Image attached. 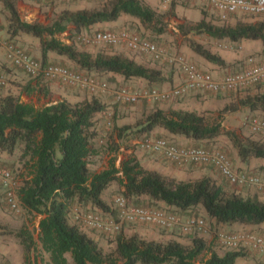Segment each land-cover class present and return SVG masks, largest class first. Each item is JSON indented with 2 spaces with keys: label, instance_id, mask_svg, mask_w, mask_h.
Here are the masks:
<instances>
[{
  "label": "trees",
  "instance_id": "16d2710c",
  "mask_svg": "<svg viewBox=\"0 0 264 264\" xmlns=\"http://www.w3.org/2000/svg\"><path fill=\"white\" fill-rule=\"evenodd\" d=\"M172 5L174 8V2ZM0 6L7 14L6 32L9 39H16L20 35L38 39L40 58L35 59L43 64L64 66L48 62L49 53H54L66 58L73 66L64 67L90 75L100 82H113L114 78L109 75L120 76L125 80L141 79L149 85L153 84L150 87L155 88H158L155 85L163 82L160 69L150 68L133 59L109 55L102 51H78L74 45L66 44L56 37L66 32L70 25L75 29V40L82 30H89L97 24L115 22L122 15L132 18L135 23L145 28L152 27L158 15L156 9L146 0H108L101 9L64 10L50 25L23 20L15 0H0ZM178 28L184 35L205 34L210 38L232 44L243 40L258 41L262 47L263 59L249 66L264 63V20L256 22L239 20L234 25L224 23L217 25L201 19L186 28L185 26ZM157 32L160 34L163 30L158 29ZM188 47L210 63L225 65L219 55L193 40L188 41ZM108 83L109 87L117 88ZM37 87L39 92L47 94L44 86ZM86 93L90 96L84 97L81 101L71 103L62 100L39 108L21 102L19 97L13 94L0 97V151L12 154L21 148V157L27 160L25 164L29 165L30 177L19 188L18 199L23 209L41 217L37 225V241L41 251L48 256L47 264H197V260L208 249L202 235L187 234L191 240L189 245L183 244L179 235L173 233L163 241L148 240L136 234L127 236L123 227L128 224L121 226L117 233L99 232L111 237L108 240L111 249L105 252L99 242L85 232L88 229H84L75 221L74 212L82 211L80 208L85 207L88 208L85 211L115 215L113 205H109L103 198V193L112 183H117L122 188L121 196L131 204L145 208H160L151 206L163 203L173 209H162L176 214L181 219L202 217L182 215L200 206L206 217L214 220L216 224L238 223L255 226L264 224V199L244 196L236 190L229 192L209 177L179 181L143 168L139 160L132 156L124 159L119 168L112 159L108 163V168L100 172H91L92 143L101 138L99 116L106 112L107 103L99 99L102 97L100 91ZM235 93L241 92L231 91L228 94ZM242 93L244 95L236 104L224 107L221 112L233 113L239 108H246L250 113L261 115L264 119V93H250V89ZM107 95L113 97L112 94ZM216 95L220 97L222 94ZM108 123L112 126L110 118L106 119V126ZM133 128L142 139L151 137L156 129H161L166 135L182 136L197 142L211 141L225 135L242 162L253 158L264 160L263 141L243 138L234 131L224 130L220 122H210L193 110L165 111L157 107L136 122ZM129 129V126H124L119 130L123 133ZM141 198H147L149 205H141ZM71 216L74 223L70 221ZM173 231L180 233L177 228ZM15 235L25 254L38 250L32 233L27 229L21 228ZM226 249L223 253L209 251L208 258L202 264H236L238 258L247 255L245 252L247 249L244 248ZM67 255L70 256V260ZM36 259L37 257L34 260Z\"/></svg>",
  "mask_w": 264,
  "mask_h": 264
},
{
  "label": "rangeland",
  "instance_id": "374dc122",
  "mask_svg": "<svg viewBox=\"0 0 264 264\" xmlns=\"http://www.w3.org/2000/svg\"><path fill=\"white\" fill-rule=\"evenodd\" d=\"M107 1L108 0H67V1L48 2L45 0H15L17 10L23 20L27 22H37L42 25H50L59 16V14L64 10L76 11L79 9H89V10L101 9L106 4ZM146 1L152 4L153 8L156 9V12L158 15L157 19L152 23V27L145 28L143 25L135 23L132 18L122 15V17H126L125 18L126 19L125 24L127 25L126 29H132V31H135L139 34L144 35L148 39L153 40L155 43H157L159 46L163 47L170 53L181 54L185 58L192 61L193 63H196L194 60H192L188 56V53L185 52L186 49H182V48L180 49L178 45V42L180 41V44L186 43L188 46V41L191 38H188L187 35H184L178 28L179 24L176 23L177 15L174 11L172 2H177V1L161 0V3L157 2L156 0H146ZM164 1L166 2V6H163V4H165L163 3ZM202 8L205 9L206 7L202 6ZM174 18H176V20ZM239 20L243 22H256V21L264 20V17L238 14L235 16H231L229 20L225 22L224 24H230L232 22L235 23V21L237 22ZM183 24L185 28L186 26L190 25L189 22H186ZM220 25H222V23H220ZM6 26H7V14L5 13V11L2 10L0 6V29L1 31L4 30V32H2L3 39L0 41V46L4 47L5 53H6V45L8 43H13L14 45L18 46L20 49H22L26 53H29L32 57L36 59L40 58L38 39L33 38L31 36L20 35L18 38L10 40L6 32ZM158 29L164 30L165 33L163 36H160V34L157 32ZM175 29L178 30V32ZM74 33H75L74 28L69 25L66 32L62 34H58L56 37L59 40H63L62 42H64V40H66L67 38H70L71 39L70 44L74 45L76 49H80V51L82 50L90 51V52L102 51L104 53L111 51V47L104 46V45L88 46V47L84 46L80 44L79 42H77L76 39L74 40V35H75ZM211 47L217 53L221 52L222 55H224L225 57H227V55H230L233 57L237 55L238 57H240V58H237L239 60H236V62H233L231 64L233 66V68L231 69L233 70L235 69L240 70L242 67H244L245 64L243 65L242 63H244L245 60L249 59L250 57L258 58L260 57L259 55H262V53L260 54L258 52H250L248 50L244 51V49L238 50L240 48L236 44H232L231 42H228V41H222V42L214 41ZM209 50L211 49L209 48ZM235 53L237 54L234 55ZM136 56L139 59L140 58L142 59L140 55L137 54ZM48 57H49V60H48L49 63L61 64L69 68L73 67L71 64H69V62L67 64L64 63L65 60L68 61L66 58L57 56L54 53H49ZM262 58H263V55H262ZM145 59L146 61H149L148 63L153 64L155 67L163 69L165 73H169L173 71L172 72L173 75H176L174 77L175 81L172 80L171 82V86H168L167 88H163V89L171 88L172 86L178 84L181 81V75L176 66L173 67V66L166 64L165 62L153 61L149 58H145ZM239 64L241 65L239 66ZM220 69L221 68L219 67V70ZM2 72L5 78L7 79V85L4 88L0 89V97H3L9 93H12V91L16 95V92H15L16 89H15V86L13 85L14 82L11 80L9 75H7L9 73H7L5 70H3ZM8 72H11L12 76L15 77L14 80L15 79L18 80L19 83L30 81V77L27 76L21 70L17 69L16 67L14 68L12 67V70H9ZM113 80L115 81L111 83H108V82L107 83L111 85H115L117 88L121 86L123 87L127 86L123 82V80H121V82L116 81V79H113ZM39 83H40V86H44L45 89H48V91L50 90L51 93L46 94V95L40 94L39 96L35 94L28 95L27 97L28 99L26 98L27 101H30V104L38 108L45 106L47 104H50V103L58 102L57 101L58 97L56 96L57 95L56 92L60 93V95L61 94L66 95L65 97H71L73 94H75L74 93V90H75L77 91V94H78V99H77L78 101H81L86 96H90L86 93V90H84L83 88L69 87L66 85L59 84L57 82H54L56 83V86H54L55 88H51L49 84L53 83V81H39ZM166 86L167 85H165V87ZM190 94L185 95L181 98L167 101L165 103H161L162 107L165 109V111H169L172 109H177V106L181 104L182 102H184L185 99H188V100L194 99L192 101L200 103V104L195 105V108L191 110L196 111L198 114L203 115L208 121L220 122L224 130L234 131L237 135L243 138H249L254 141L264 142L263 135L251 132L247 124H245V122L250 117L252 116L261 117V115L257 116L258 114L254 115L250 112L241 114V111L244 108H239V110L237 111L238 112L237 121L238 123H240V126L239 127L235 126L236 119L232 120L231 122L230 121L225 122L227 116L234 115L237 112L222 113L221 110L228 105L236 104L237 101L244 95L242 92L235 93V94L226 93V94H222L220 97L217 95H212L210 93H205V92H193ZM106 95L107 94H102V97L99 99L107 103L106 111L108 112V115L105 118L106 119L110 118V120L112 121V126L107 127L105 124L106 120L103 119L104 121L101 124V130H100L101 138L94 140V142L92 143V149L94 151H97L99 154L97 155V157L90 158V166H92L91 172H96L99 169L100 171H102L103 169L108 168V163L112 159L114 160L115 166L119 168L121 162L130 156L135 157L140 162L146 161V159L153 161L154 158H161L167 162V160L162 158L160 155H155V154L145 152L144 150H142L139 144L142 140V137L138 136L137 133L135 132V128H133L136 122H138L139 120H142L153 109H156L157 107L161 105L149 103L145 101H141L134 105H122L118 103L113 104L112 103L113 100L106 98ZM198 100H201V101H198ZM211 100L213 101L222 100L223 103L219 101L217 104H212V105L206 104V102L208 103ZM74 102L75 101H73V103ZM196 108H199V109L195 110ZM116 114L123 115L122 116L123 119L119 121L120 119L116 118L117 117L115 116ZM124 126H129L130 129L127 131H123V133H121L119 129H121ZM159 137L169 139V137L165 135H159ZM192 146H203V147H208L211 149L220 150L228 156L231 165H232V162H231L232 159H231L229 151L233 152L234 150L236 152V149L232 146V143L230 142L228 137L225 135H220L219 137L211 141L196 142ZM21 153H22L21 148H18L12 154H8L6 152L0 151V165L6 168H9L12 171L14 175V179L16 181L15 193L17 196L16 202H15L16 207L12 209L11 207H9V205L6 204L3 189L0 185V224H1L0 239H3L6 242L15 241L17 243L16 246H9V249L14 252L15 250L17 251L18 249V260H17L18 263H15L16 259L13 258L14 262L12 264H47L48 256L47 254L41 251L40 245L37 241L38 240L37 225L41 217L39 215H36L35 213H31L23 209L18 199L19 188L25 182V180L29 179L30 177L29 165L25 164L27 160L21 157ZM143 168L147 169L146 165H143ZM216 172L217 174H219V177L223 180V182L226 183L225 188L227 191L230 192L233 189L234 190L237 189L235 186L232 187L231 185H229L227 181L220 175V173L217 170ZM211 179L216 182L214 178H211ZM247 189L249 190V188H244L242 190H247ZM121 192H122V188L118 186L117 183H112L110 187L105 191L104 199L107 203H109V205H113L114 199L117 196L122 195ZM149 203L150 202L148 201L147 198L140 199L141 205L142 204L149 205ZM151 207L165 208V206H160L159 204H154ZM200 208L202 209V207ZM200 208H193L192 210L186 213H182L183 216H190V215L202 216L206 219V222H207V233L203 235V237L208 244V249L197 260V264H202V262L208 258L209 251H216L218 253H223L224 251L227 250L218 242L216 238V233L219 231H251V232H255L256 234H259L264 237V225L258 226L257 228H251L250 230H247L244 228H242L241 230H238L239 228L235 230L230 229V228H225L221 225L216 224L215 222H212L208 217L205 216L206 214L205 215L203 214L204 210L202 212ZM80 209L82 211L88 210V208H85V207H82ZM73 210H75V208H73ZM70 221L71 223H74L72 216L70 217ZM21 228H25L32 233L36 241V244H37L36 248L38 250L36 252L31 251L29 252V254H25L23 247L19 243V239L15 235V232ZM123 228L125 229V234L127 236L136 234L138 237L143 238V239L163 241V240H166L170 236V234L173 233V234L179 235L180 240L185 245H189L191 241L190 236L188 235H180L178 231L170 232V231L159 229L151 225H141V224L128 225V226L124 225ZM85 232H87L89 235L94 237L99 242L100 246H102L105 252L110 251L111 248L108 246L109 245L108 240L111 237L106 236L102 233L93 231V230H85ZM19 249H20V253H19ZM245 252L251 255L250 257L256 264H264L263 257L259 255L258 253L252 250H246ZM35 257H37L36 261L34 260ZM240 262H243V260H241Z\"/></svg>",
  "mask_w": 264,
  "mask_h": 264
},
{
  "label": "built area",
  "instance_id": "2783aa9c",
  "mask_svg": "<svg viewBox=\"0 0 264 264\" xmlns=\"http://www.w3.org/2000/svg\"><path fill=\"white\" fill-rule=\"evenodd\" d=\"M48 2L67 0H45ZM172 1V0H171ZM185 1V0H175ZM210 7L217 15L220 23H225L231 16L238 14L263 16L264 0H198ZM166 5V2H164ZM1 30V29H0ZM77 42L87 46L109 45L122 46L148 57L153 61L166 62L176 66L181 81L168 89L155 87L131 88L121 86L111 88L90 75L75 72L60 65L43 64L18 46L6 45V59L16 68L23 70L30 78L41 81H53L69 87L83 88L89 93L101 92L112 94L118 104H136L141 101L164 103L181 98L192 92H205L212 95L226 94L231 91L244 92L264 82V63H255L251 59L241 70L214 76L200 69L195 63L181 54L170 53L157 43L141 34L121 29L117 31L95 30L92 33L79 34ZM7 85V79L0 71V89ZM245 124L253 133L264 136V119L250 117ZM108 127L111 123L107 124ZM142 150L163 156L177 167L189 165H208L214 167L228 184L239 188H256L264 193V174L248 171H236L228 156L216 149L206 147L183 146L162 137L143 138L139 143ZM0 185L4 198L12 209L16 207V181L13 173L0 166ZM115 215H107L97 211H75L74 219L84 229L95 230L107 234L117 233L124 224H145L173 231L176 228L181 234L207 233V222L202 217L179 218L176 214L162 208H145L131 204L123 196L113 201ZM218 242L228 249H247L257 252L264 258V237L251 231H219L216 233Z\"/></svg>",
  "mask_w": 264,
  "mask_h": 264
},
{
  "label": "crops",
  "instance_id": "0c3cea01",
  "mask_svg": "<svg viewBox=\"0 0 264 264\" xmlns=\"http://www.w3.org/2000/svg\"><path fill=\"white\" fill-rule=\"evenodd\" d=\"M156 1L161 3V0H156ZM157 2H156V4H157ZM174 4H175L174 11H175V13L177 15V20H176V18H174V19L177 21L176 23L179 24V26H184L183 23H186V22H189V24L196 23V22L200 21L201 19H205L206 21H209L211 23L220 25V22L217 19L216 13L210 7H208L206 4H204V3H202V2H200L198 0L177 1V2H174ZM163 6H166V5L163 4ZM202 6L206 7V8L203 9ZM125 18L126 17H122L121 16L115 22H107V23L97 24V25L93 26L89 30H86V29L82 30L80 34L92 33L94 30L117 31V30H121V29H126L127 25L125 24V21H126ZM235 23H236V21H235ZM235 23L232 22L230 24L234 25ZM176 31L178 32V30H176ZM2 32H4V30H2L0 32V41L3 39ZM164 33L165 32L163 30V32L160 33V36H163ZM187 37L191 38L193 41L203 45L207 49L210 48L211 51H213L214 53L219 55L225 62L224 66H218V65H215L213 63H210V62L206 61L205 59H203L202 57H200L199 55L195 54L193 51H191V49L187 46L186 43H184V44L181 43L180 44V41H179L178 42L179 48L180 49L181 48L182 49H186L185 52L188 53V56L192 60H194L196 62L195 64L200 69H202V70H204L206 72H209L210 74H212L214 76H221V75H223L225 73H232V72H235V71H239L238 69H235V70L231 69V68H233V66L231 64L233 62H236V60H239L237 58H240V57H238L236 55L237 53L234 54V55H236L235 57L230 56V55H227V57H225L224 55H222L221 52L217 53L211 47V45H212V43L214 41L215 42H222V41L210 38V37L206 36L205 34L195 35V34L189 33V34H187ZM61 41H63V40H61ZM64 43L70 44L71 43V39L67 38L66 40H64ZM233 44H236L240 48L238 50L244 49V51L248 50L250 52H258L260 54L262 53V47H261L260 42H258V41L243 40L241 42H234ZM77 50L80 51V49H77ZM82 51H84V50H82ZM242 53H244V52H242ZM107 54H109V55H120V56L125 57V58L133 59L136 62H138L140 64H143V65H145L147 67L160 69V68L155 67L153 64L148 63L149 61H146V59H145L147 57L140 55V57H142V59L141 58L139 59L136 56L137 54L133 53L132 51H130L127 48L122 47V46H112L111 47V51L107 52ZM262 55H259L260 57H258V58L250 57L247 60L249 61L251 59L252 61L259 62V61H261L263 59ZM143 59H145V60H143ZM247 60H245V62L242 63V64L243 65L244 64L247 65V63H248ZM68 62L69 61L65 60L64 63L67 64ZM69 64L72 65V63H70V62H69ZM240 65L241 64H239V66ZM12 67L14 68V66L8 60H6L4 47L0 46V70H2V71L5 70L7 73H9L7 75H9L11 80L14 82L13 85L15 86V89H16V91H15L16 95L13 93V91H12V93H9V94H13V95L19 97L20 101L24 102V103H30V101H27L28 95L35 94V95L39 96L40 94H44V93H41V92H39L37 90V88H38L37 85H40L39 81H41V80H35V79L30 78V81H26L24 83H19L18 80H16V79H15L16 81L14 80L15 77L12 76V73L8 72L9 70H12ZM219 67L221 68L220 70H219ZM160 70H161L163 78H164L163 82L158 83L157 85H155V84L154 85L157 86L158 88H167L168 86H171V82H172V80H174V77L176 75H173V73H172L173 71H171L169 73H165V71L163 69H160ZM109 76L112 79L114 78V79H116V81H119V82H121V80H123V82L128 87H132L134 89L142 88V87H150L151 85H153V84L149 85L147 82H145L144 80H141V79L125 80L124 78H122L120 76H116V75L113 76V77H112V75H109ZM165 85H167V86L165 87ZM49 86L51 88H55L54 86H56V83H54V82L50 83ZM46 88H48V87H46ZM46 90H47V94L51 93L50 90L49 91H48V89H46ZM256 92H263L264 93V83L261 84L260 86H257L255 88H251L250 89V93H256ZM74 93L75 94H73L71 97H65L66 95H64V94L60 95V93L56 92V94H57L56 96L58 97L57 101L66 100V101L72 102V103H73V101L76 102V101H78L77 100L78 99V94H77V91H75V90H74ZM190 95H192V94H190ZM69 98H71V99H69ZM106 98H109V99L113 100V97L111 95H107ZM192 100H194V99H190V100L185 99L184 102H182L181 104H179L177 106V109L191 110V109L195 108V105H199L200 104V103L194 102ZM198 101H201V100H198ZM219 101L223 103L222 100H217V101L211 100L208 103L206 102V104H211V105L212 104H217ZM112 103L114 104V102H112ZM160 105L161 106H159V108H162L163 110H165L162 107V104H160ZM197 109H199V108H196L195 110H197ZM242 113H244V114L245 113H249V111H248V109L244 108L241 111V114ZM237 114H238V112L236 114H234V115L227 116L225 122H227V121L231 122L232 120L236 119L235 120V126L239 127L240 123H238V121H237V118H238ZM107 115H108V112L106 111V112H103L99 116V119L101 120L100 121V126L103 123V121L106 120L105 116H107ZM115 116H117L116 118L120 119L119 121H121L123 119L122 118L123 115H117L116 114ZM159 135L168 136L169 139H171L173 142H175L177 144H180V145H183V146H192V145H194L197 142V141H194V140L182 137V136L166 135V133L163 132L161 129H156L151 134V136H153V137H159ZM229 153H230V156H231V159H232L231 160L232 165H233V167H234V169L236 171H248V172H252V173H256V174H264V160L254 159L253 158V159L248 160L247 162H242L239 159V157L237 156V152H235L233 150V152L229 151ZM231 153H232V155H231ZM98 154L99 153L97 151L92 150V156L91 157H93V158L97 157ZM140 164L142 166L146 165L147 170L156 171V172H158V173H160V174H162L164 176L171 177V178H174V179L179 180V181H189V180L192 181V180L201 179L203 177H209V178H214L218 185L221 184V185H223L224 188L226 187L225 186L226 183H224L223 180L219 177V174H217L216 170L213 167L208 166V165H190V166H184V167H177L176 165H173V164L169 163L168 161L166 162V161H164L161 158H154L153 161H150V160L146 159V161H141ZM90 169H92V166H90ZM96 172H100V169L97 170ZM232 187H234V186H232ZM236 188H235L236 191H240L244 196L245 195L246 196H255V197H257L260 200L264 199V194L260 193L255 188H249V190L248 189L247 190H242L244 188H239V187H236ZM104 195H105V192L103 193V198H104ZM159 205L160 206H165V208H167V209H171V210L173 209L172 207H169V206H167V205H165L163 203H159ZM198 208H200V207H198ZM201 210L203 212V209H201ZM203 214L205 215V212H203ZM211 221L214 222V220H211ZM218 225H221V226H223L225 228L234 229V230L238 229V228H239L238 230H241L242 228L250 230L251 228H257L258 226H262L264 224L256 225V226L255 225H243V224H238V223L218 224ZM16 245H17V243L15 241L6 242L3 239H0V260H1L0 264H12L14 262L13 258L16 259L15 263H18V261H17L18 260V249H17V251L15 250V252L9 249V246H16ZM19 253H20V249H19ZM250 256L251 255L247 254L246 257L238 258L236 260V264H256L252 260V258ZM67 258H68V260H70V256L69 255H67ZM241 260H243V262H240ZM263 262H264V259H263Z\"/></svg>",
  "mask_w": 264,
  "mask_h": 264
},
{
  "label": "clouds",
  "instance_id": "9594fccd",
  "mask_svg": "<svg viewBox=\"0 0 264 264\" xmlns=\"http://www.w3.org/2000/svg\"><path fill=\"white\" fill-rule=\"evenodd\" d=\"M255 233V232H254ZM255 252V251H254ZM264 259V258H263Z\"/></svg>",
  "mask_w": 264,
  "mask_h": 264
}]
</instances>
